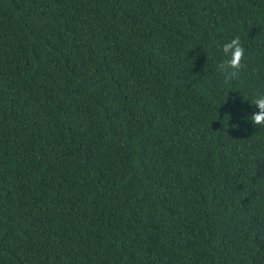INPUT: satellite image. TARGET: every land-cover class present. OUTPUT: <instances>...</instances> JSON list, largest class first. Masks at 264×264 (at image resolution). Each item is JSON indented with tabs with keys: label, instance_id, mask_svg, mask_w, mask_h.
I'll use <instances>...</instances> for the list:
<instances>
[{
	"label": "trees",
	"instance_id": "1",
	"mask_svg": "<svg viewBox=\"0 0 264 264\" xmlns=\"http://www.w3.org/2000/svg\"><path fill=\"white\" fill-rule=\"evenodd\" d=\"M262 98L264 0H0V264H264Z\"/></svg>",
	"mask_w": 264,
	"mask_h": 264
},
{
	"label": "clouds",
	"instance_id": "2",
	"mask_svg": "<svg viewBox=\"0 0 264 264\" xmlns=\"http://www.w3.org/2000/svg\"><path fill=\"white\" fill-rule=\"evenodd\" d=\"M223 51L225 53H231V59L227 62L228 65L233 69L241 68V62L245 57V48L241 44L239 37L231 40L230 43L224 46ZM223 69V65L220 66ZM261 109L259 114H255L251 117L254 124L258 126H264V98L255 101Z\"/></svg>",
	"mask_w": 264,
	"mask_h": 264
}]
</instances>
